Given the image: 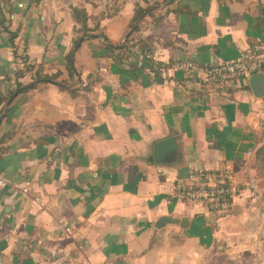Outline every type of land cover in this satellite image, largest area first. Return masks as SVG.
Returning <instances> with one entry per match:
<instances>
[{
  "label": "crops",
  "instance_id": "0c3cea01",
  "mask_svg": "<svg viewBox=\"0 0 264 264\" xmlns=\"http://www.w3.org/2000/svg\"><path fill=\"white\" fill-rule=\"evenodd\" d=\"M138 9L120 60L106 44L127 42ZM253 44L264 0H0V264H264V77L188 88L174 69ZM221 169L256 176L262 199L242 191L222 216L178 199L177 182Z\"/></svg>",
  "mask_w": 264,
  "mask_h": 264
},
{
  "label": "built area",
  "instance_id": "2783aa9c",
  "mask_svg": "<svg viewBox=\"0 0 264 264\" xmlns=\"http://www.w3.org/2000/svg\"><path fill=\"white\" fill-rule=\"evenodd\" d=\"M174 69L182 70L186 74L188 88L220 87L232 81L248 80L256 74L264 75V45L248 46L231 62L207 68L190 62L177 63ZM7 185L6 181L0 179V189ZM175 190L179 200L194 203L205 208L207 212L220 216L229 213L242 191L247 190L254 200L262 199L260 182L256 176L237 179L235 172L230 169L195 170L186 183L177 182ZM28 191V187L21 188L23 194Z\"/></svg>",
  "mask_w": 264,
  "mask_h": 264
},
{
  "label": "trees",
  "instance_id": "16d2710c",
  "mask_svg": "<svg viewBox=\"0 0 264 264\" xmlns=\"http://www.w3.org/2000/svg\"><path fill=\"white\" fill-rule=\"evenodd\" d=\"M145 12L146 11L142 10V9L137 10V13H136V16L134 19V23L131 26L132 32L130 33V35L127 39V42L125 44L118 46V47H116L112 44H106V49H108L109 51H111L115 54L117 53L118 59L123 60L125 57L130 55V53H128V50L131 47V41H132L131 36L134 32H136L140 29V26H135V23L143 16V14ZM73 17H74L75 21L77 23L81 24L85 30L88 29L87 23H88L89 17H88L85 10L74 9L73 10ZM84 35H86V32L84 33ZM97 37H99V36H97ZM77 44H78V41L76 42L75 47L77 46ZM73 70H75L74 60H72L70 66H69V71L71 73L73 72ZM44 79H45V81L46 80H49V81L52 80L53 81V78H51V77H46ZM25 89H27V87L19 88L14 93L15 94L19 93L20 91H23ZM252 168L254 169L256 175L259 178L264 179V129L261 132V135H260L259 140H258V148L255 152V157H254V161L252 163Z\"/></svg>",
  "mask_w": 264,
  "mask_h": 264
},
{
  "label": "water",
  "instance_id": "95a60500",
  "mask_svg": "<svg viewBox=\"0 0 264 264\" xmlns=\"http://www.w3.org/2000/svg\"><path fill=\"white\" fill-rule=\"evenodd\" d=\"M264 77L262 74H256L252 76L251 82ZM177 149V139L174 137L167 138L155 145L154 160L158 165L167 163L174 155V151ZM172 218L162 217L158 220L156 227L163 228L165 225L172 223Z\"/></svg>",
  "mask_w": 264,
  "mask_h": 264
},
{
  "label": "rangeland",
  "instance_id": "374dc122",
  "mask_svg": "<svg viewBox=\"0 0 264 264\" xmlns=\"http://www.w3.org/2000/svg\"><path fill=\"white\" fill-rule=\"evenodd\" d=\"M264 129V128H263ZM263 131V130H262ZM188 203H190V202H188Z\"/></svg>",
  "mask_w": 264,
  "mask_h": 264
}]
</instances>
